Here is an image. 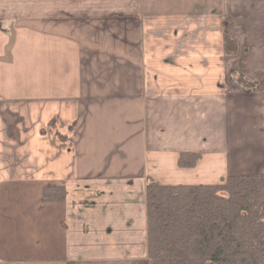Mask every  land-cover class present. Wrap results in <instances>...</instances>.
Masks as SVG:
<instances>
[{
    "label": "crops",
    "instance_id": "0c3cea01",
    "mask_svg": "<svg viewBox=\"0 0 264 264\" xmlns=\"http://www.w3.org/2000/svg\"><path fill=\"white\" fill-rule=\"evenodd\" d=\"M0 40V264H148L149 178L264 173V0H0Z\"/></svg>",
    "mask_w": 264,
    "mask_h": 264
},
{
    "label": "trees",
    "instance_id": "16d2710c",
    "mask_svg": "<svg viewBox=\"0 0 264 264\" xmlns=\"http://www.w3.org/2000/svg\"><path fill=\"white\" fill-rule=\"evenodd\" d=\"M225 46L235 51L227 36ZM60 141L73 144L74 124H49ZM200 159L178 157L182 167ZM64 184L45 185L43 200H62ZM148 264H264V173L230 174L216 183L146 182Z\"/></svg>",
    "mask_w": 264,
    "mask_h": 264
},
{
    "label": "rangeland",
    "instance_id": "374dc122",
    "mask_svg": "<svg viewBox=\"0 0 264 264\" xmlns=\"http://www.w3.org/2000/svg\"><path fill=\"white\" fill-rule=\"evenodd\" d=\"M1 41V40H0ZM27 46H31L32 44H26ZM22 61V55H19L18 58V63ZM186 182H191V183H199L198 181H186Z\"/></svg>",
    "mask_w": 264,
    "mask_h": 264
}]
</instances>
